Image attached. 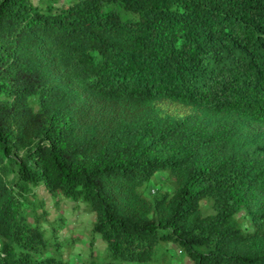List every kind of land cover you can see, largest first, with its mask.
Instances as JSON below:
<instances>
[{"label":"trees","instance_id":"obj_1","mask_svg":"<svg viewBox=\"0 0 264 264\" xmlns=\"http://www.w3.org/2000/svg\"><path fill=\"white\" fill-rule=\"evenodd\" d=\"M239 119L264 127V0H0V264H264ZM40 189L104 248L67 258Z\"/></svg>","mask_w":264,"mask_h":264},{"label":"rangeland","instance_id":"obj_2","mask_svg":"<svg viewBox=\"0 0 264 264\" xmlns=\"http://www.w3.org/2000/svg\"><path fill=\"white\" fill-rule=\"evenodd\" d=\"M239 124L242 129L241 142L251 151L264 155V127L248 123L244 119H239ZM172 190V179L166 172L156 173L155 178L145 188L149 197L157 196L163 192L170 193ZM36 193L38 198L36 200L33 197L30 199L37 203L39 198L46 200V209L50 212L49 218L58 221L59 237L69 241L70 246L64 251L67 258L74 262L81 261L88 257L92 249L101 250L104 248V244L98 238L92 242L90 231L94 214L86 212L83 203L74 202L66 197L55 196L43 189L37 190ZM39 211L41 213V208ZM168 251L171 253L168 257L174 259L172 264H190L188 257L176 245L169 244Z\"/></svg>","mask_w":264,"mask_h":264}]
</instances>
